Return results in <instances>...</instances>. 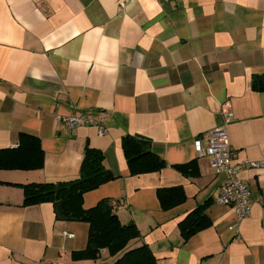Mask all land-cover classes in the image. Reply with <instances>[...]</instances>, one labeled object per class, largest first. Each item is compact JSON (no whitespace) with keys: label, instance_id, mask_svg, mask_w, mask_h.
<instances>
[{"label":"crops","instance_id":"0c3cea01","mask_svg":"<svg viewBox=\"0 0 264 264\" xmlns=\"http://www.w3.org/2000/svg\"><path fill=\"white\" fill-rule=\"evenodd\" d=\"M122 1L0 0V149L27 133L45 155L39 169H0V264H116L130 251L136 264H264V166L240 172L253 203L241 218L216 201L227 176L196 143L229 102L234 163L264 161V91L253 87L264 74V0H131L123 10ZM78 111L107 112V133L87 123L69 133L57 114ZM130 135L166 166L132 174ZM87 145L115 178L83 206L112 199L139 231L93 259L82 254L89 222L57 219L52 202L25 206L19 185L77 178ZM170 187L181 190L161 200ZM205 203L210 224L185 238L181 221Z\"/></svg>","mask_w":264,"mask_h":264},{"label":"trees","instance_id":"16d2710c","mask_svg":"<svg viewBox=\"0 0 264 264\" xmlns=\"http://www.w3.org/2000/svg\"><path fill=\"white\" fill-rule=\"evenodd\" d=\"M253 87L264 91V74L255 77ZM148 139L130 135L123 141V148L132 174L158 171L166 163L150 147ZM44 151L38 137L22 133L17 147L0 149V169H39L44 164ZM184 172L190 165H180ZM115 176L104 165V153L100 149L87 145L80 174L77 178L61 181L32 182L19 184L24 189V205L52 202L56 218L67 221H86L90 224V233L86 249L82 254L87 258H97L103 248L112 255L121 252L129 241L137 237L138 229L134 225L121 222L116 204L112 199H102L96 206L85 208V193L113 180ZM180 188L170 187L159 190L161 200L164 195ZM174 202L168 204L173 205ZM207 204L191 211L180 223L183 236L188 238L210 224L206 215ZM144 248V247H142ZM138 250V249H137ZM131 260V251L124 253L116 264H136Z\"/></svg>","mask_w":264,"mask_h":264},{"label":"built area","instance_id":"2783aa9c","mask_svg":"<svg viewBox=\"0 0 264 264\" xmlns=\"http://www.w3.org/2000/svg\"><path fill=\"white\" fill-rule=\"evenodd\" d=\"M131 0L121 2L122 10ZM221 114L223 121L220 125L204 133L197 140V153L199 156L210 158L211 165L216 173L226 174L227 179L222 189L216 197L220 204L234 208L237 216L245 218L252 211V197L249 185L240 177V172L245 166H264V161H253L246 159L234 163V147L231 144L228 125L233 120V110L229 102L222 105ZM107 112L100 111L98 114L85 113L82 111L74 112L69 115L57 114L59 122L63 123L69 133L83 123L95 125L98 128L99 135L107 133L105 120ZM67 237L74 234L68 231L64 232ZM37 264H62L60 262L38 261Z\"/></svg>","mask_w":264,"mask_h":264}]
</instances>
